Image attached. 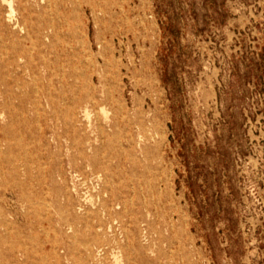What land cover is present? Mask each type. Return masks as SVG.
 Returning <instances> with one entry per match:
<instances>
[{
	"label": "rangeland",
	"instance_id": "1",
	"mask_svg": "<svg viewBox=\"0 0 264 264\" xmlns=\"http://www.w3.org/2000/svg\"><path fill=\"white\" fill-rule=\"evenodd\" d=\"M40 5L55 28L26 45L49 69L0 111V264H79L83 243L97 264H264V0ZM77 197L90 225L68 229Z\"/></svg>",
	"mask_w": 264,
	"mask_h": 264
},
{
	"label": "bare ground",
	"instance_id": "2",
	"mask_svg": "<svg viewBox=\"0 0 264 264\" xmlns=\"http://www.w3.org/2000/svg\"><path fill=\"white\" fill-rule=\"evenodd\" d=\"M45 7L46 6L40 5V0H0V48H5L6 50L4 51L5 55L0 52V98H2V102L0 101L1 113L6 107H8V103L11 101V98L15 96L13 85L18 89L26 87L27 81L24 78L25 73L33 75L35 78L37 75L36 70L49 69L46 60L43 58L36 60L33 57L30 48L26 45V41L28 39L38 38L42 31H49L55 28V25L50 18L43 16L38 17L37 15V12H39L37 11L38 8L39 10L41 9L39 12L41 13L45 10ZM45 37H47V34H45ZM7 48L11 49V51L8 52ZM32 70L34 72L33 74L30 73ZM11 72L16 75L13 80H9L5 75H11ZM1 85H3V88ZM97 177L99 179L101 178L100 171H97ZM101 191L105 193L108 189L103 185L101 187ZM71 196V194H68L67 199H72ZM85 204L86 203L78 197L75 200H71L69 203L70 209L68 208L65 211H62L61 215L55 220L59 224L67 226L68 229L73 228V226L78 222L90 225V221L87 216L89 214V208ZM94 212L97 211H92L91 213ZM47 220L51 223L52 218L48 216ZM102 225L103 221H98V223L94 226L101 227ZM83 244L85 246V253L84 255L76 254L74 256V262L79 264H97V257L101 251V245H103V243Z\"/></svg>",
	"mask_w": 264,
	"mask_h": 264
}]
</instances>
